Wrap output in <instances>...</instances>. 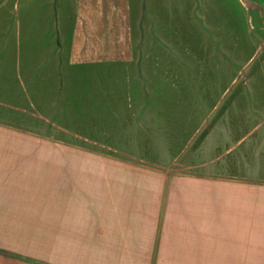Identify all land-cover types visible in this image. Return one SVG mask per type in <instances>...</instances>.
<instances>
[{"label": "crops", "instance_id": "crops-1", "mask_svg": "<svg viewBox=\"0 0 264 264\" xmlns=\"http://www.w3.org/2000/svg\"><path fill=\"white\" fill-rule=\"evenodd\" d=\"M136 22L133 0H0V249L20 256L0 264H264V177L84 148L123 143L109 115L140 112L104 88L137 66Z\"/></svg>", "mask_w": 264, "mask_h": 264}, {"label": "rangeland", "instance_id": "rangeland-1", "mask_svg": "<svg viewBox=\"0 0 264 264\" xmlns=\"http://www.w3.org/2000/svg\"><path fill=\"white\" fill-rule=\"evenodd\" d=\"M133 5L137 66L111 69L104 85L132 92L126 105L140 112L109 115L112 133L119 117L126 125L123 143L84 148L171 172L263 178L264 0ZM14 75L21 88L20 71ZM41 132L25 128L15 136L53 137Z\"/></svg>", "mask_w": 264, "mask_h": 264}, {"label": "trees", "instance_id": "trees-1", "mask_svg": "<svg viewBox=\"0 0 264 264\" xmlns=\"http://www.w3.org/2000/svg\"><path fill=\"white\" fill-rule=\"evenodd\" d=\"M0 253L1 254H4V255H7V256H11V257H20L19 255L17 254H14L10 251H7V250H3V249H0Z\"/></svg>", "mask_w": 264, "mask_h": 264}]
</instances>
